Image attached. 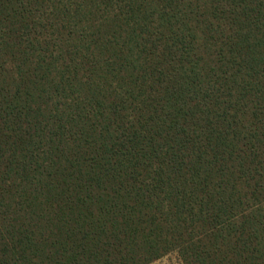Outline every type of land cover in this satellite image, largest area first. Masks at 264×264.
<instances>
[{
	"label": "trees",
	"instance_id": "obj_1",
	"mask_svg": "<svg viewBox=\"0 0 264 264\" xmlns=\"http://www.w3.org/2000/svg\"><path fill=\"white\" fill-rule=\"evenodd\" d=\"M264 264V0H0V264Z\"/></svg>",
	"mask_w": 264,
	"mask_h": 264
},
{
	"label": "rangeland",
	"instance_id": "obj_2",
	"mask_svg": "<svg viewBox=\"0 0 264 264\" xmlns=\"http://www.w3.org/2000/svg\"><path fill=\"white\" fill-rule=\"evenodd\" d=\"M151 264H182L175 253H169Z\"/></svg>",
	"mask_w": 264,
	"mask_h": 264
}]
</instances>
